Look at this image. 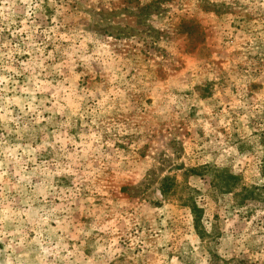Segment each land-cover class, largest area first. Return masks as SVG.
I'll use <instances>...</instances> for the list:
<instances>
[{
    "label": "rangeland",
    "instance_id": "1",
    "mask_svg": "<svg viewBox=\"0 0 264 264\" xmlns=\"http://www.w3.org/2000/svg\"><path fill=\"white\" fill-rule=\"evenodd\" d=\"M0 264H264V0H0Z\"/></svg>",
    "mask_w": 264,
    "mask_h": 264
}]
</instances>
